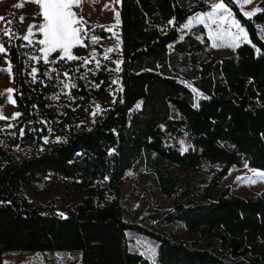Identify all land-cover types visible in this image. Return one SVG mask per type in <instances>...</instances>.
I'll return each mask as SVG.
<instances>
[{"label":"trees","instance_id":"obj_1","mask_svg":"<svg viewBox=\"0 0 264 264\" xmlns=\"http://www.w3.org/2000/svg\"><path fill=\"white\" fill-rule=\"evenodd\" d=\"M217 1L119 0L120 88L88 124L94 99L113 91L114 61H34L35 44L0 31L20 113L0 119V130L13 128L0 132V264L4 251L20 249L72 251L77 264H264V188L220 185L231 165L264 169V11L245 17L224 0L251 42L216 57L202 24L182 36L179 27ZM49 132L62 138L42 147ZM128 168L156 172L170 205L125 218L118 190ZM47 176L70 178L83 193L65 214L21 191ZM152 222L192 235L174 238ZM134 237L154 247L152 259Z\"/></svg>","mask_w":264,"mask_h":264},{"label":"rangeland","instance_id":"obj_2","mask_svg":"<svg viewBox=\"0 0 264 264\" xmlns=\"http://www.w3.org/2000/svg\"><path fill=\"white\" fill-rule=\"evenodd\" d=\"M259 1L260 0H252L249 4H243V0H239L238 4L243 12L254 11L256 8H259ZM219 2L220 1H217L215 3ZM118 3L115 2V0H83L81 7L74 8V11H76L79 16H82L87 22L85 27L88 30V35L99 37L97 43H92L91 40L85 39L84 44L87 46L74 47V55L88 57L89 60H92L91 54L95 52V60L101 62V58H104L105 50L112 48L113 51L107 53L108 58H111L114 63L121 60L120 26H117L115 18V12L118 11ZM10 4L12 5V8L10 9L11 11L3 19L2 23H0L2 36L19 35L21 29L24 31L22 35L25 36L28 34V29L32 25H36L37 27L32 29L35 35L31 37L33 44H35L38 50L34 56L42 57L43 53L40 49L43 46L39 45L37 41L43 38L42 34L38 31V27L43 23V19L42 16L36 14L39 12L38 5L35 3H29V5H27L25 0H12ZM17 4H23V7L17 8ZM213 5L206 10L197 11L190 15L180 25L179 33L182 36L188 32L192 26L202 24L209 37L213 54L216 57H220L235 51L237 46H233V38L227 33L229 30L232 33H235L237 30L235 28L230 29L228 24H224L219 26V28L223 29V38L215 40L211 38L210 33H215L219 30L218 24H212L211 21L207 19H205L204 23H200L195 17L198 15H204L206 17L208 13L213 11ZM21 16L24 17L22 22L20 19L18 20ZM234 18L237 19L235 16ZM189 19H192L193 22L189 27L185 28L184 25L187 24ZM9 21H11V23H9ZM94 26L106 30L108 32L107 35L102 36L95 33L93 31ZM110 27L111 31H109ZM6 29L11 30L10 35H5ZM244 41H249V39L239 41L238 45ZM59 56V52L52 53L49 56V60H57ZM95 60H92L90 64L96 65ZM41 61L43 60L41 59ZM9 63L11 65L8 51L0 53V69H7ZM117 67H119V65L115 63L112 68V71L115 74L114 81H116L114 83L113 91L107 95H99L94 99L88 114L81 120L84 123L88 124L92 120L94 116L93 113L96 114L102 108L110 106L113 103L116 97V92L120 88L119 71H114ZM33 68L37 69V63H34L32 69ZM182 81L188 84L192 89H195L196 93L199 92L190 80L182 78ZM8 89L13 90L12 67L10 73L8 71L0 70V111H2L3 116L11 118L15 113L19 112L16 103L13 104L11 102V100L15 101L13 91L9 93L7 91ZM0 132H3L6 134L5 136L9 137L11 136V133H13V128L5 127L1 129ZM61 138L62 136L58 132H49L44 135V143L42 147L48 145L51 141ZM15 148L18 152L24 151L23 147H19L18 145H15ZM202 171L204 170H200L199 172ZM260 174H264V169L254 168L247 164L242 166L231 165L227 174L221 178L220 185H229L231 192L236 194L257 193L264 188V175ZM21 191L26 197L33 199L40 204H48L53 200V206L62 214H65L68 206H72L83 196V193L72 183L70 178L50 176H47L40 181L33 182L30 186L23 188ZM118 195L124 217L131 220L139 218L151 210L168 207L171 201V199L164 193L157 173H153L146 169H143V171L134 170L132 168L126 169L122 183L119 186ZM150 225L153 228L168 232L174 238L188 239L192 235L181 225H158L154 222L150 223ZM132 244L137 251L152 259L154 247L147 240L134 237L132 238ZM2 258L4 264H77V262H79L76 253L72 251H53L49 253L48 251H23V249H20L18 252L4 251Z\"/></svg>","mask_w":264,"mask_h":264},{"label":"snow or ice","instance_id":"obj_3","mask_svg":"<svg viewBox=\"0 0 264 264\" xmlns=\"http://www.w3.org/2000/svg\"><path fill=\"white\" fill-rule=\"evenodd\" d=\"M28 3H35L39 7V12L36 13L37 15L42 16L43 23L39 25L38 31L42 34V39H39L37 43L42 45L43 47L40 51L43 53L42 57L33 56V60H43L45 63H52L55 61H50L49 56L52 53L59 52L60 56L59 59H67L69 61L74 60H82L85 64L91 63L92 60H95V52H93L92 60H89L88 57H79L73 54V48L77 46H84L85 39L91 40L92 43H97L99 37L93 35H88V30L85 27L86 21L82 16H79L74 8H79L82 6L83 0H25ZM115 2H119V0H115ZM239 3V0H236ZM252 0H243V4H249ZM17 8L23 7V4H17ZM264 11V9L256 8L254 11H245L243 15L245 17L251 18L256 12ZM119 16L120 13L117 11L115 12V18L117 21V26L119 25ZM4 17H0V20H3ZM21 22L23 21L24 17L21 16L19 18ZM200 23H204L205 19L211 21L212 24H218V31L215 33H210L211 38L215 39H222L224 32L222 26L224 24H228L229 28H235L237 31L232 33L230 30L228 31V35L233 38V46H238V42L241 40H247L248 34L245 29L241 26L240 22L234 18V14L231 8L224 2V0H220L219 3H215L213 5V11L208 13L205 17L204 15H198L195 17ZM192 19H189L187 24L184 25L185 28L189 27L192 24ZM11 23V21H9ZM169 24H175V20H170ZM37 27L36 25H32L28 29V34L23 36V39L28 41L29 44H32L33 41L31 37L35 35L32 31L33 28ZM210 27V25H209ZM111 31V27L109 28ZM11 30L6 29L5 35H10ZM249 43L251 41H248ZM215 46V45H214ZM7 50L5 49L3 42H0V53H5ZM112 48H108L105 50L104 59H108L107 53L112 52ZM97 68L100 67V61L95 60ZM117 65L122 63V61H116ZM3 71L11 72V65L9 63V67L7 69H0ZM114 71H120V68L117 67ZM37 70L35 68L32 69L31 74L33 78H35ZM67 76L68 74L65 73ZM116 81H113L115 83ZM98 86V85H97ZM65 87H69V85H65ZM71 87H75V85H71ZM9 93L13 90L8 89ZM195 91V89H193ZM14 104L15 101L11 100ZM137 108L141 107V104L136 105ZM20 113H15L13 117L8 118L3 116L2 111H0V119H16L19 117ZM95 115V113H93ZM11 127V125H9ZM22 134V133H21ZM264 175V174H260ZM243 179V178H240Z\"/></svg>","mask_w":264,"mask_h":264},{"label":"crops","instance_id":"obj_4","mask_svg":"<svg viewBox=\"0 0 264 264\" xmlns=\"http://www.w3.org/2000/svg\"><path fill=\"white\" fill-rule=\"evenodd\" d=\"M11 2H12V0H1L0 1V17H4L5 18L9 14V12L11 11L10 9L12 8V5L10 4ZM8 4H9V6H8ZM18 20H19V18H18ZM2 21L3 20H0V23H2ZM19 33H20L19 35H22L24 33L23 29H21L19 31ZM0 42H3L1 36H0ZM5 49H7L6 46H5Z\"/></svg>","mask_w":264,"mask_h":264},{"label":"built area","instance_id":"obj_5","mask_svg":"<svg viewBox=\"0 0 264 264\" xmlns=\"http://www.w3.org/2000/svg\"><path fill=\"white\" fill-rule=\"evenodd\" d=\"M27 5H29V3L27 2Z\"/></svg>","mask_w":264,"mask_h":264}]
</instances>
